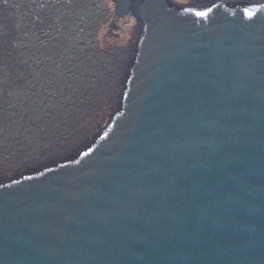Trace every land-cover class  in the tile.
I'll list each match as a JSON object with an SVG mask.
<instances>
[{
    "label": "water",
    "instance_id": "95a60500",
    "mask_svg": "<svg viewBox=\"0 0 264 264\" xmlns=\"http://www.w3.org/2000/svg\"><path fill=\"white\" fill-rule=\"evenodd\" d=\"M237 2L144 5L106 131L0 185V264H264V2Z\"/></svg>",
    "mask_w": 264,
    "mask_h": 264
},
{
    "label": "rangeland",
    "instance_id": "374dc122",
    "mask_svg": "<svg viewBox=\"0 0 264 264\" xmlns=\"http://www.w3.org/2000/svg\"><path fill=\"white\" fill-rule=\"evenodd\" d=\"M170 1L183 8L209 0ZM75 2L70 15L79 13L84 25L75 27L72 18L56 30L28 84V74L11 80L21 86L0 110V185L77 159L122 109L144 24L131 12L118 19L114 0Z\"/></svg>",
    "mask_w": 264,
    "mask_h": 264
},
{
    "label": "trees",
    "instance_id": "16d2710c",
    "mask_svg": "<svg viewBox=\"0 0 264 264\" xmlns=\"http://www.w3.org/2000/svg\"><path fill=\"white\" fill-rule=\"evenodd\" d=\"M149 1L135 0L132 14L143 20L144 5ZM75 3V0H0V110L4 108L8 94L20 89L19 84L16 87L10 85L15 73L28 74L25 77H28L25 80L28 84L29 75L40 60L39 54L52 48L46 41L54 42L51 37L56 36V30L64 28L66 22L70 24L72 18L75 27L84 25L79 13L70 15V7ZM208 11V8L190 9L198 15ZM23 88L26 90L28 86L23 85Z\"/></svg>",
    "mask_w": 264,
    "mask_h": 264
},
{
    "label": "bare ground",
    "instance_id": "6f19581e",
    "mask_svg": "<svg viewBox=\"0 0 264 264\" xmlns=\"http://www.w3.org/2000/svg\"><path fill=\"white\" fill-rule=\"evenodd\" d=\"M261 3V2H260Z\"/></svg>",
    "mask_w": 264,
    "mask_h": 264
}]
</instances>
